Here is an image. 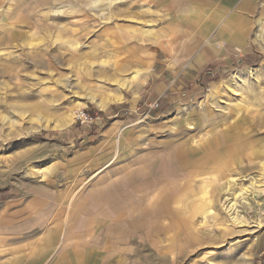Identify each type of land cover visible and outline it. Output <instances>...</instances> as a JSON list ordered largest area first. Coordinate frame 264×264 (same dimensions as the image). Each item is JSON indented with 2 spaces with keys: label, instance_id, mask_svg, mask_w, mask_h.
I'll return each mask as SVG.
<instances>
[{
  "label": "rangeland",
  "instance_id": "374dc122",
  "mask_svg": "<svg viewBox=\"0 0 264 264\" xmlns=\"http://www.w3.org/2000/svg\"><path fill=\"white\" fill-rule=\"evenodd\" d=\"M3 210L75 264H264V0H0Z\"/></svg>",
  "mask_w": 264,
  "mask_h": 264
},
{
  "label": "crops",
  "instance_id": "0c3cea01",
  "mask_svg": "<svg viewBox=\"0 0 264 264\" xmlns=\"http://www.w3.org/2000/svg\"><path fill=\"white\" fill-rule=\"evenodd\" d=\"M4 211L0 214L3 216L0 219V264H75L74 260H98L92 258L93 252L67 242L61 221L35 232L34 219L26 220L27 224L21 228L13 222L10 211Z\"/></svg>",
  "mask_w": 264,
  "mask_h": 264
},
{
  "label": "bare ground",
  "instance_id": "6f19581e",
  "mask_svg": "<svg viewBox=\"0 0 264 264\" xmlns=\"http://www.w3.org/2000/svg\"><path fill=\"white\" fill-rule=\"evenodd\" d=\"M35 59H36V58H35ZM34 61H35V63H40V64H43V66H44V63H45L44 60H38V61H37V60H34ZM118 98H120V97H118ZM106 102H107V101H102V102H100V105H101V106H104V105L106 104ZM232 140H234V137L232 138ZM223 142H224V141H223ZM209 144H210L211 147H210V146H209L210 148H209V147H206L205 150H206V149H209V152L211 151L210 154H211L212 156H214L215 158H217V162H220V157L217 155V154H220V153H219V149H218L219 146H217L218 144H217L216 140H215V139H212L211 141H209ZM224 145H225V143H224ZM194 151H195V150H194ZM195 154H196V152H195ZM187 156H188V155H187ZM210 158H211V157H210ZM189 160H190V159H189ZM211 160H212V159H211ZM191 161H192V160H191ZM224 163H225V162H224ZM187 165H188V164H187ZM223 165H224V164H223ZM234 203H235V202H234ZM234 205H235V204H232V208H234Z\"/></svg>",
  "mask_w": 264,
  "mask_h": 264
},
{
  "label": "built area",
  "instance_id": "2783aa9c",
  "mask_svg": "<svg viewBox=\"0 0 264 264\" xmlns=\"http://www.w3.org/2000/svg\"><path fill=\"white\" fill-rule=\"evenodd\" d=\"M79 119L80 120L82 119V121H85L84 119H89V117L86 114H83L82 116H80Z\"/></svg>",
  "mask_w": 264,
  "mask_h": 264
}]
</instances>
